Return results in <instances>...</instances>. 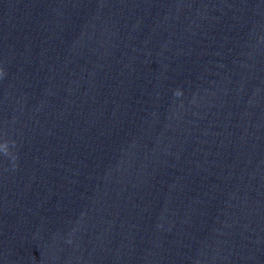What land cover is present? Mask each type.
Segmentation results:
<instances>
[{"label":"water","instance_id":"obj_1","mask_svg":"<svg viewBox=\"0 0 264 264\" xmlns=\"http://www.w3.org/2000/svg\"><path fill=\"white\" fill-rule=\"evenodd\" d=\"M0 73V264H264V0H0Z\"/></svg>","mask_w":264,"mask_h":264},{"label":"clouds","instance_id":"obj_2","mask_svg":"<svg viewBox=\"0 0 264 264\" xmlns=\"http://www.w3.org/2000/svg\"><path fill=\"white\" fill-rule=\"evenodd\" d=\"M0 75H2V73H0ZM5 144H7V141H5ZM12 145L13 146L15 145V141H12ZM0 153H3L5 156H9L13 161L17 159V157L13 153H10L9 151H3ZM13 166L15 167V164Z\"/></svg>","mask_w":264,"mask_h":264}]
</instances>
